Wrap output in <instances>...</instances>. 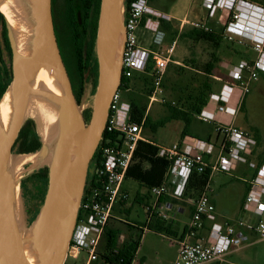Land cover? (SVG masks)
<instances>
[{
  "label": "built area",
  "instance_id": "obj_1",
  "mask_svg": "<svg viewBox=\"0 0 264 264\" xmlns=\"http://www.w3.org/2000/svg\"><path fill=\"white\" fill-rule=\"evenodd\" d=\"M148 0H133L124 13V45L122 53L121 77L131 79L144 73L151 60L154 76L148 106L158 103L161 97V82L174 49L175 42L160 55L139 46L137 32L142 29L157 33L160 20L170 21L148 7ZM207 11L206 21L224 18V38L248 44L254 59H242L227 65L228 81L217 93L209 95L207 102L195 119L211 126L220 137L214 143L199 138H186L181 142L159 145L157 157L167 161L168 167L162 182L151 187L148 192L153 198L151 206L146 207L148 219L157 215L166 220L167 203H159L163 196L181 200L186 184L192 175H206L202 191L193 203L188 231L180 242L177 257L173 264H208L223 261L224 258L241 249L249 241L248 235L264 240V164L258 165L254 157L256 141L251 134L236 127L235 119L243 98L250 93L254 84L264 77V7L245 0H201ZM207 23L179 20V30L189 26L211 32ZM173 64V63H172ZM120 87V85H119ZM118 87L110 101L103 134L105 145L100 148L98 165L88 168L92 185L81 198L77 220L73 228L66 259L76 260L80 253L87 254L86 264L98 260L97 250L104 230L112 218L113 209L120 200H126L123 189L126 172L135 163L134 154L138 143L145 141L142 124L131 122V106L124 94L129 90ZM237 88L241 91L236 108L228 106L231 94ZM102 134V136H103ZM102 139V138H101ZM237 165L248 166L252 171L249 190L241 209L253 213L257 222L250 223L242 218L218 220L214 205L210 200L209 180L217 173H231ZM88 175V174H87ZM205 222L210 226L205 227ZM204 231L206 236L195 239L196 232ZM187 238H194L190 242Z\"/></svg>",
  "mask_w": 264,
  "mask_h": 264
},
{
  "label": "water",
  "instance_id": "obj_2",
  "mask_svg": "<svg viewBox=\"0 0 264 264\" xmlns=\"http://www.w3.org/2000/svg\"><path fill=\"white\" fill-rule=\"evenodd\" d=\"M123 1L100 0L95 37L97 85L87 123L75 101L58 52L51 18V0H36L38 35L30 68L25 67L19 59L4 19L11 51L12 78L7 89L10 87L13 95L14 117L7 138L3 139L0 134V264L65 263L89 164L101 141L110 101L121 82L125 38ZM50 57L56 60L61 71L54 72L44 67L49 75V83L60 81L64 85L65 93L59 100L60 113L55 141L49 147L42 144L33 153L37 154L38 162L49 157L48 183L43 203L29 233L25 235L14 210V188L5 173V163L12 155V147L26 120V82ZM31 169L30 172H22L18 185L24 176L40 168ZM70 200H73L72 214L66 223L58 225L61 207Z\"/></svg>",
  "mask_w": 264,
  "mask_h": 264
},
{
  "label": "rangeland",
  "instance_id": "obj_3",
  "mask_svg": "<svg viewBox=\"0 0 264 264\" xmlns=\"http://www.w3.org/2000/svg\"><path fill=\"white\" fill-rule=\"evenodd\" d=\"M147 4L149 8L157 11L161 15L168 16L169 14H172L175 17L181 19L185 17L188 21L191 22L207 23V21L205 20L207 11L203 8L201 0H148ZM223 24L224 18L207 23L212 31H216V29ZM169 25L171 27V31L169 32L162 28H159L158 32L154 34L144 30H138L139 32L137 33L139 34V46L148 48L151 52L160 55H165L166 50H168V48L172 44V40H175L174 51L172 52L170 57L171 60H176L183 63L181 57H183V59H186V61L184 62L186 66L184 65V67H182V64L180 66L172 63L168 64L161 82L162 93L160 95L161 97L158 98L159 102L151 104L147 111V116L150 120H152V122H155L156 120H158V118L166 119L168 117L167 110L164 106L165 103H168L169 105L182 110H185L189 107V97H193L197 94L199 86L206 78L203 73H199V71L196 72L195 69L193 70V67L189 61L193 60L198 64H203L207 62L210 52L212 51V48L204 42H192L187 37H183L185 33L187 34V32H189V26H185L182 28V30H179V20H174L171 18ZM173 34L176 35L173 36ZM178 34L183 35L177 37ZM224 36L225 34L223 32V37ZM56 45H58L57 41ZM176 51H180V54H178L180 55V59L178 58ZM216 55L221 60L217 68L219 69L217 70L219 74L217 73L216 75L221 79L225 78L227 63L236 65L239 60H251L256 56L248 44L239 43L237 41V38L233 41H228L224 38L223 43L218 49ZM6 65L8 71L10 66L11 72V60H9L8 58L6 59ZM180 68H182V70ZM145 77L147 76L143 75L142 73L136 74L135 77L131 80V87L123 97H126V94L129 92L138 95L142 93V90H146L148 92L150 87H152V82L149 81L150 85L147 84V86H145L143 83ZM226 78V81H228V77ZM147 79H149V77H147ZM224 82L223 80L222 82H216L212 80L213 93H217L221 88L220 86H222ZM92 89L93 88L91 82L87 81L84 93L81 98V102L79 104V107L82 105V109H80L82 115H85L87 113L88 116H90L93 104V96L95 93V91H93ZM239 97L241 98V91L237 88H234L228 105L236 108V106L238 105V99H240ZM245 97V112H241L239 110L234 124L236 127L248 133L251 132V128L258 129V131L260 132L262 143L261 146L257 149V153H264V77H262L256 84L253 85L252 90ZM46 117H48V113L46 114ZM32 121L36 130V123L34 122V120ZM182 127V121H170L166 122L162 128L157 129L155 133H152L147 129L144 134L147 138L157 142L158 144L169 145L176 142L177 135L179 133L178 131ZM207 127L209 129L207 133L211 134L212 137H214L215 133L211 132V127L209 125L203 124L201 130L204 131L207 129ZM201 136H203V134ZM17 156L25 155H20L12 152L10 158ZM49 160L50 159L47 156L43 158V160L37 162L34 166H32L28 162H23L19 170L21 172H30L32 171L31 168L33 167L35 169L47 167V165L49 164ZM230 174L231 175L216 174V176L220 179H215L214 185L213 187L211 186V188H218L216 187L217 182H221L222 180L226 181L227 183H233L237 185L238 183L236 182V179L232 177V173ZM196 176L199 175L194 174L191 176V178ZM123 188L127 191L128 197L126 198L123 205H115L112 218L108 223L109 225L117 228L120 231V236L118 237L117 241L118 247L123 243V241L127 240L130 235L133 239L135 236L134 234H130L129 230H127L126 226L123 223L140 225L145 224L147 222V215L144 211V203L150 202L147 201L144 196H141V194L136 195L137 193L144 192L145 188L139 186V184L135 181L126 179L123 183ZM136 196L142 197V204H138L135 202L134 199ZM18 198L20 199V209L16 211V215L22 232L27 235L30 231L31 224L34 221V216L31 210L25 209V202L21 196L20 188L18 190ZM38 204L39 206L41 205L40 203ZM262 219L264 220V215ZM140 238H142V235H140ZM248 241L249 242L245 244L241 249L230 253L224 258L223 262L218 264H264V240L253 236ZM86 259L87 254L85 252H82L76 260L68 259L66 263L86 264ZM91 264L99 263L92 262Z\"/></svg>",
  "mask_w": 264,
  "mask_h": 264
},
{
  "label": "trees",
  "instance_id": "obj_4",
  "mask_svg": "<svg viewBox=\"0 0 264 264\" xmlns=\"http://www.w3.org/2000/svg\"><path fill=\"white\" fill-rule=\"evenodd\" d=\"M133 0H124V12L126 13L129 9V5ZM255 4H258L264 7V0H245ZM96 4V13L95 16L97 17L98 14V7H99V0H95ZM71 8V5L69 6ZM70 14V19H73V14L71 11L68 12ZM63 17V15H62ZM74 21V19H73ZM170 21L160 20V28L166 30L167 32L171 31V27L169 25ZM225 29V24L219 26L216 31H204L201 29H192L190 28L187 34H178V36L187 37L192 42H204L208 44L212 49L217 50L220 48L221 44L223 43V32ZM95 30L96 24L93 25V35L91 39V43L88 45L87 50L88 53L86 55V62L91 69L89 70V76L92 78V90L95 91L97 85V62L93 50V40L95 38ZM176 34H173L175 36ZM176 37V38H177ZM175 42V40H172ZM171 42V43H172ZM72 45L74 50L77 51L74 54L75 60H79V69H77L79 82H80V90L77 95V99H75L77 104H80L81 101V94H82V80L83 76L86 74L87 69L81 67V63L83 58L82 49V42L80 38L77 40H72ZM11 60V51L9 47V41L7 37V29L5 25V21L3 16L0 14V98L5 93L8 85L11 82V72L10 66L9 71L6 65V59ZM192 65L193 69L203 73L206 78L202 81L199 89L197 90V94L193 97H189V107L185 110L177 109L174 106L165 103L164 106L167 110V118L160 119L156 123L152 124L148 120L146 114V109L148 106V98L151 94V87L149 91L142 90L140 95L135 93H127L126 99L130 103L131 106V122L136 124H142L143 129H149L151 132L155 133L157 129L162 128L166 122L170 121H182L183 122V130L181 133V138L186 136L189 132V126L194 118L197 115L202 107L207 102L209 95L213 92V83L210 79V76L213 75L215 72L218 59L215 53H210L209 59L207 62L203 64H198L193 60L189 61ZM182 70V68H180ZM143 75L149 77H145L143 83L145 86L147 84L150 85L154 76L153 70V62L150 60L148 65L145 69V72L142 73ZM135 77V75L131 79H125L123 76L121 77L120 82V89L123 90L129 89L131 87V80ZM148 81V82H147ZM150 81V82H149ZM245 100L246 97L240 103L239 110L241 112H245ZM88 114H85L87 118ZM90 116H88L89 118ZM252 138L256 141V147L254 149V157L257 159L258 165L264 164V153H257V149L261 146L262 140L260 136V132L258 129L251 128L250 132ZM208 138V137H207ZM107 139L106 133L103 134L101 141L95 151V154L89 164V169L93 167L94 164L98 165V157L100 153V148L105 145V140ZM157 144L148 142V141H141L138 143L136 152L134 154L135 163L128 169L126 172V179H131L139 184V186L149 190L151 187L158 186L164 177L166 169L168 167V163L163 158L157 157ZM41 147L39 136L35 130L34 124L32 120H26L24 125L22 126L21 130L18 133V136L14 142L12 147V152L20 154V155H28L37 152ZM205 180H207L206 175H199L196 177H192L186 187L188 190L189 187L193 186L195 192H199L202 185L205 184ZM48 183V169L47 167H42L37 171L32 172L29 175L24 176L20 180L19 188L21 190V196L27 202L29 210L32 211L33 216L35 219L46 193ZM92 185V180L89 179V172L86 178L84 194L87 192L89 186ZM37 192V193H35ZM37 194V195H36ZM144 198L147 201L150 199L149 197L145 196ZM135 202L138 204H142V197L136 196ZM125 200H120L117 204L123 205ZM40 203L41 205L39 206ZM159 203H167V204H174L175 201L170 198L169 196H163L159 199ZM148 207L146 203H144V208ZM114 212V209H113ZM148 216V212H146ZM111 220V219H110ZM109 223V222H108ZM127 230H129L130 234H134V239L130 235V237L123 241V243L118 247L117 241L118 237L120 236V231L111 226L107 225L102 240L100 241L97 255L98 260L95 261L99 264H132V261L136 255V250L139 247L140 242V235L143 233V228L162 234L164 236L173 237L169 233V226L170 222L168 221H159L156 216H153L151 221L147 220L145 224H130V223H123ZM64 264H67L66 262ZM91 264V263H90Z\"/></svg>",
  "mask_w": 264,
  "mask_h": 264
},
{
  "label": "bare ground",
  "instance_id": "obj_5",
  "mask_svg": "<svg viewBox=\"0 0 264 264\" xmlns=\"http://www.w3.org/2000/svg\"><path fill=\"white\" fill-rule=\"evenodd\" d=\"M0 13L6 21L17 55L25 67L30 68L34 58V44L37 38V4L36 0H0ZM61 71L56 60L46 59L42 68L26 82L24 100V119H32L36 123L37 134L43 146L51 145L57 136L60 113L59 100L65 93L60 81L49 83V75L44 70ZM82 109V105L79 110ZM48 113V117L46 114ZM14 117V100L9 87L0 98V134L7 138ZM23 162L32 166L38 162L37 154L12 157L5 163V173L14 188V210L20 209L18 198V181L22 174L19 170ZM73 211V200L62 205L58 225L66 223ZM25 238V237H24ZM26 239V238H25Z\"/></svg>",
  "mask_w": 264,
  "mask_h": 264
},
{
  "label": "crops",
  "instance_id": "obj_6",
  "mask_svg": "<svg viewBox=\"0 0 264 264\" xmlns=\"http://www.w3.org/2000/svg\"><path fill=\"white\" fill-rule=\"evenodd\" d=\"M168 16L174 20H181V18L175 17L172 14H169ZM139 30L143 31L142 29H139ZM138 35L139 34H137V36ZM140 47H142V46H140ZM142 48L149 50L148 48H145V47H142ZM173 51H174V49H173ZM217 51H218V49L217 50L212 49V51L210 53L217 54ZM176 53L178 55V54H180V51H178V52L176 51ZM179 56L180 55H178V58L180 59ZM216 57H217V55H216ZM181 58H182L181 60L183 61V63L178 62L176 60H171V61L175 65L180 66L182 64V67H184V65H185L184 62L186 61V59H183V57H181ZM192 58H194V57H192ZM217 59H218V63H217L215 72L213 73L212 76H210V79L214 80L216 82H222V80H223V82H224L227 79L226 78L227 77V70H225L226 75H225V78H223V79H221L219 76L216 75L218 73L217 70H219L217 68H218L219 63L221 61L218 57H217ZM228 64L229 63H227V65ZM195 71L198 72L197 70H195ZM238 102H239V99H238ZM229 107H231V106H229ZM148 108H149V106H147L145 116H147ZM147 118H148V116H147ZM148 120L150 121V123L154 124L160 119L158 118V120H156L155 122H152V120H150L149 118H148ZM202 126H203V123H200L199 121H197L195 119V116H194V118L192 119V121L190 123L189 132L187 133V135L181 138L180 135H181L182 130H183V127H182L178 131L179 133L177 135L176 142H181L183 139H186V138H199V139H202L204 141H208L210 143L216 144V142H218L220 140V137H218L217 134H215V136L212 137L211 134L207 133L209 130L208 127L206 130L202 131L201 130ZM190 130H191V132H190ZM146 131H147V129H143V136L145 138V141H148V142H151V143H154L157 145H162V144H158L157 142L147 138L144 134ZM211 132H213L212 128H211ZM200 133H202L203 136H201L202 134H200ZM231 173H232V177L236 179V182L238 183L237 185H235L233 183H227L226 181L222 180L221 182H217L216 187H218V188L212 189L211 186L213 187L214 180L220 179V178L217 177L215 174L209 180L210 200H211L212 204L214 205L218 220H220V221L221 220H232L233 221L235 219L242 218L245 221H248L250 223L257 222V217L253 213H245L241 209L243 200H244V198H245V196L249 190V180L252 176V171H250L248 166L237 165ZM217 174H226V175L229 174V175H231L230 173H217ZM190 179H189V181H190ZM189 181H188V183H189ZM205 182H206V180H205ZM188 183L186 184V187H187ZM203 186H204V184L202 185L199 192H195V190L193 189V186L189 187L188 190L185 187V191H184L182 199L181 200H174L173 199L175 201V203L167 205L168 211H162V212L166 213L168 216V218L166 220L155 215L159 221L170 222V226H169L168 230H169V233L171 235H173V237L164 236L162 234H158V233H155V232H152V231H149V230L143 228L142 238L140 239L139 247H138L136 255L132 261V264H173L174 263V261L177 257L179 247H180V242L183 239H185V236H186L187 231H188V225L190 223L191 215L193 212V203L197 199V197L199 196L200 192L202 191ZM144 190H145L144 192L137 193L136 195L141 194V196L149 197L150 199L148 201H150V202H146L147 206L149 207L153 203V198L150 196L148 190H146V189H144ZM125 193L128 197V193L126 190H125ZM144 211L146 213V208H144ZM151 219H153V217L148 219V216H147V220L151 221ZM209 226H210V223L205 222V227H209ZM205 236H206V233L204 231H199V232H196L195 239H202ZM248 237H249V239H251L253 237V235H248ZM195 239L194 238H187V240L190 242H194ZM223 261L214 262L212 264H218V263H221Z\"/></svg>",
  "mask_w": 264,
  "mask_h": 264
},
{
  "label": "flooded vegetation",
  "instance_id": "obj_7",
  "mask_svg": "<svg viewBox=\"0 0 264 264\" xmlns=\"http://www.w3.org/2000/svg\"><path fill=\"white\" fill-rule=\"evenodd\" d=\"M95 0H51V18L53 25L54 36L57 41L58 52L66 71L68 80L70 82L71 90L74 98L77 99V95L80 90V82L77 73L79 69V60H75L74 54L77 52L74 50L72 45V40L75 41L77 38L81 39L83 58L81 67L87 69L86 74L83 76L82 80V94L84 93L87 81L91 82L92 78L89 76V66L86 62V55L88 53L87 47L91 43L92 39V29L94 23L97 27V17ZM100 4V0H99ZM71 5V8L69 6ZM70 11L73 19H70ZM99 12V7H98ZM63 15V17H62ZM96 37V30H95ZM93 50L95 54V38L93 40ZM96 58V56H95ZM97 62V60H96ZM12 77V76H11ZM92 83V82H91ZM92 85V84H91ZM82 98V97H81ZM81 102V101H80ZM85 122L87 123L89 118L83 115ZM25 209L29 210L27 202L25 201Z\"/></svg>",
  "mask_w": 264,
  "mask_h": 264
}]
</instances>
